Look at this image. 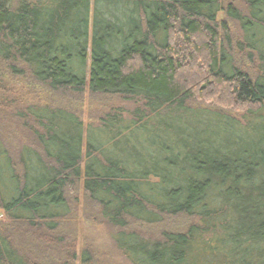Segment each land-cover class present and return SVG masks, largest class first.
Wrapping results in <instances>:
<instances>
[{
	"label": "trees",
	"instance_id": "16d2710c",
	"mask_svg": "<svg viewBox=\"0 0 264 264\" xmlns=\"http://www.w3.org/2000/svg\"><path fill=\"white\" fill-rule=\"evenodd\" d=\"M0 64V264H74L79 206L129 264H264V0H0ZM12 79L126 105L84 126Z\"/></svg>",
	"mask_w": 264,
	"mask_h": 264
},
{
	"label": "rangeland",
	"instance_id": "374dc122",
	"mask_svg": "<svg viewBox=\"0 0 264 264\" xmlns=\"http://www.w3.org/2000/svg\"><path fill=\"white\" fill-rule=\"evenodd\" d=\"M224 3L230 1V0H222ZM219 15H221L219 13ZM240 32L237 30V28L234 26V39L240 37ZM234 51V49H233ZM237 52H234V55H237ZM239 57L235 58L237 60L236 64L239 66H247L248 60L245 59L244 56H241V54H238ZM257 65V61H255ZM257 69L259 70V66H257ZM5 69L3 68L2 64H0V77H5L4 73ZM25 83H27L28 88L25 89V91H30L28 94H26V99H37L39 102H47L50 105H57L61 107H67V109H70L76 113H80L83 125L86 126L88 123H93L102 113L108 111L110 108L115 107V105H126V102H122L121 100L118 101V99L115 96L111 95H104V94H90L87 90L81 95L78 96L74 93H54L51 92H42L40 88L33 82L27 81L26 79H12L10 81V84H17L18 87L22 88L24 90ZM9 85V83L7 82ZM40 97V98H39ZM17 99L18 96H15ZM10 98L9 100L15 99ZM15 99V101H16ZM29 100H26L27 104L30 103ZM29 101V102H28ZM200 107L199 105H196L195 107ZM213 106V105H212ZM201 108V107H200ZM214 108V107H211ZM229 113L228 115L236 119L241 125H245L248 116H241V113H236L233 111H226ZM249 120L255 121V125H258V122H261L260 120H257L258 116H249ZM252 117V118H251ZM8 118V117H7ZM5 116L3 113L0 114V139L7 145V148L9 150L10 155L12 156V159L15 160L18 149L20 148V144H22L23 139L22 135H20L21 130L19 128V122L15 119H12V117H9V119L6 121ZM264 119V118H263ZM264 121V120H262ZM207 126L204 130L206 134L208 133H215L216 140L220 143V141H223L224 139L229 140L226 133H221L220 131L216 130L214 131V127ZM259 129V133L264 131V127L257 126ZM250 136V134H249ZM215 139V138H214ZM214 141V140H213ZM19 146V147H18ZM18 170V169H17ZM21 170H19L20 172ZM83 199L81 200L82 203ZM89 207V206H88ZM89 212L94 213L96 212V208H87ZM82 207H78L77 211V218L78 221H72L71 223L77 224V226L69 225L67 228H61L59 230L60 233H63V235L66 236L67 239H74L76 238L74 244L76 248V254L77 259L74 264H85L82 262L79 258V255L81 253V250H89L92 255V261L88 262L87 264H129L127 260H125L123 257L120 256L118 252L114 251L113 246L111 245L109 239H108V232L110 230L109 226H104L102 224H99L98 221H91L92 215L86 214V217L82 215ZM1 218V216H0ZM146 234H152L153 235H159L161 231L166 229H181L180 224L178 223L177 219L165 217L164 221L162 223L155 225V226H144L142 225H134V229H139ZM65 232V233H64ZM159 233V234H158ZM39 257H47L46 252L44 251L41 254H38ZM58 259L61 260L60 253H57L55 255ZM46 264V262H44Z\"/></svg>",
	"mask_w": 264,
	"mask_h": 264
}]
</instances>
